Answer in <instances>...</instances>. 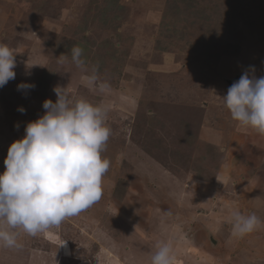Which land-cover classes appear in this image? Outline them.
Masks as SVG:
<instances>
[{"label": "rangeland", "instance_id": "1", "mask_svg": "<svg viewBox=\"0 0 264 264\" xmlns=\"http://www.w3.org/2000/svg\"><path fill=\"white\" fill-rule=\"evenodd\" d=\"M109 2L0 0V44L17 62L0 88V173L55 86L106 107L111 130L101 200L36 236L16 229L21 247L0 245V264H151L161 241L173 264H264V226L232 240L229 223L233 210L264 221V136L237 127L220 98L250 67L264 76V0H204L210 25H190L202 18L192 10L165 17L168 0ZM77 42L108 91L82 83Z\"/></svg>", "mask_w": 264, "mask_h": 264}, {"label": "clouds", "instance_id": "2", "mask_svg": "<svg viewBox=\"0 0 264 264\" xmlns=\"http://www.w3.org/2000/svg\"><path fill=\"white\" fill-rule=\"evenodd\" d=\"M70 53L71 63L85 73L82 83L86 87L100 93L109 90L96 67L89 74L81 47L73 46ZM68 60L67 53L59 56L62 65ZM16 67V54L0 44V88L15 79ZM254 72V67L244 71L220 98L237 127L264 136V76L257 78ZM34 88L33 83L17 85L25 93ZM53 91L55 102L44 100L43 114L28 122L24 136L7 150L5 170L0 173V245L5 248L21 247L16 229L36 236L92 208L103 195L104 176L110 168V161L102 156L111 135L106 125L108 110L73 97L66 88L55 86ZM18 111L26 110L19 107ZM229 223L232 240L264 226L255 213L245 215L239 210L231 212ZM173 261L171 245L157 243L151 264Z\"/></svg>", "mask_w": 264, "mask_h": 264}, {"label": "trees", "instance_id": "3", "mask_svg": "<svg viewBox=\"0 0 264 264\" xmlns=\"http://www.w3.org/2000/svg\"><path fill=\"white\" fill-rule=\"evenodd\" d=\"M216 1L218 3V0ZM201 2H204V0H168L165 10H167L166 13L168 11H171V14L172 12L176 14H178V12H183L181 10H186V12H188V10H192V13L190 14L195 15V14L200 13V10H197V8L201 5ZM109 3L110 4L113 3L112 5H114L117 10L123 9V5L120 4V0H110ZM205 8H206L205 10H210L209 2H207V4L205 5ZM215 9H216V6H215ZM168 14L169 12L165 15V17ZM200 14L202 15V18L194 17L192 20H189L188 23H190V25H195V24L210 25L214 22L211 20V15H207L204 12ZM186 22L187 21L185 17V23ZM76 44H77L76 46L83 48L85 52L86 51L89 52V49H87L85 46H81L83 44H81L80 42L79 43L77 42Z\"/></svg>", "mask_w": 264, "mask_h": 264}, {"label": "water", "instance_id": "4", "mask_svg": "<svg viewBox=\"0 0 264 264\" xmlns=\"http://www.w3.org/2000/svg\"><path fill=\"white\" fill-rule=\"evenodd\" d=\"M239 78H240V75L237 76V77L234 78V79H227L226 82L228 83V85H229V87H230V86L233 84V82L238 81Z\"/></svg>", "mask_w": 264, "mask_h": 264}, {"label": "crops", "instance_id": "5", "mask_svg": "<svg viewBox=\"0 0 264 264\" xmlns=\"http://www.w3.org/2000/svg\"><path fill=\"white\" fill-rule=\"evenodd\" d=\"M120 4L124 6L123 0H120ZM166 4H167V2H166ZM165 7H166V5H165ZM160 10H161V8H160ZM164 10H165V8H164Z\"/></svg>", "mask_w": 264, "mask_h": 264}]
</instances>
